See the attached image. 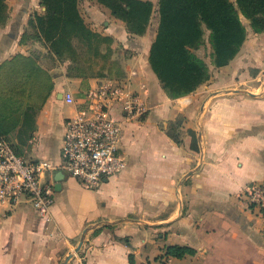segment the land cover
<instances>
[{
  "label": "crops",
  "instance_id": "0c3cea01",
  "mask_svg": "<svg viewBox=\"0 0 264 264\" xmlns=\"http://www.w3.org/2000/svg\"><path fill=\"white\" fill-rule=\"evenodd\" d=\"M15 1L6 0L0 26V108L17 120L8 139L24 159L60 163L64 121L75 110L66 92L77 99L100 81L130 77L147 111L123 125L120 175L88 189L58 169L46 173L54 197L47 221L25 199L0 207V264H77L67 257L85 229L78 252L85 264H155L167 246L195 251L168 258L172 264H264V223L242 197L264 179V32L248 26L227 65L208 60L209 79L171 99L148 63L157 3L154 24L130 45L123 22L95 0H79L84 23L111 39L106 70L83 77L75 62L32 38L28 21L43 13L39 0ZM25 114L31 124L21 123ZM177 121L179 143L167 134Z\"/></svg>",
  "mask_w": 264,
  "mask_h": 264
},
{
  "label": "trees",
  "instance_id": "16d2710c",
  "mask_svg": "<svg viewBox=\"0 0 264 264\" xmlns=\"http://www.w3.org/2000/svg\"><path fill=\"white\" fill-rule=\"evenodd\" d=\"M95 1L123 22L130 36L144 35L155 12L149 0ZM78 2L39 0L43 13L34 12L28 21L32 38L47 46L51 55L58 59L68 58L76 65L80 50L85 49L96 57L100 56L102 45L111 43L109 37L92 31L84 23L78 11ZM156 12L158 25L150 45L148 63L171 99L190 94L209 79L207 64L195 53L203 45L205 37L210 63L218 68L227 65L245 41L246 29L241 18L248 21L253 33L264 32V0H158ZM7 17L6 0H0V26L4 25ZM6 116L0 108V134L9 141V129L17 124V120L14 116L6 120ZM31 121V115L25 114L21 123L28 125ZM177 124L178 121L170 124L167 134L179 143ZM192 148L197 150L194 143ZM194 252L186 246H167L161 257L181 259ZM129 262H132L131 256Z\"/></svg>",
  "mask_w": 264,
  "mask_h": 264
},
{
  "label": "built area",
  "instance_id": "2783aa9c",
  "mask_svg": "<svg viewBox=\"0 0 264 264\" xmlns=\"http://www.w3.org/2000/svg\"><path fill=\"white\" fill-rule=\"evenodd\" d=\"M130 86L128 77L100 81L77 99L69 92L64 93V102L74 105L75 110L64 121L61 161L57 166L44 159H24L0 134V207L11 209L25 199L47 221L54 197L52 184L43 180L46 173L58 169L88 189H98L106 179L120 175L127 165L120 145L123 125L140 119L147 111ZM115 108L119 117L113 114ZM242 197L264 223V179L246 187ZM72 254L77 264H85L82 255ZM155 264L172 263L161 257Z\"/></svg>",
  "mask_w": 264,
  "mask_h": 264
},
{
  "label": "rangeland",
  "instance_id": "374dc122",
  "mask_svg": "<svg viewBox=\"0 0 264 264\" xmlns=\"http://www.w3.org/2000/svg\"><path fill=\"white\" fill-rule=\"evenodd\" d=\"M11 1V0H10ZM13 3H15V0H12ZM82 1V0H81ZM87 2H93L92 0H86ZM153 3V6H156L157 0H150ZM155 10V8H154ZM151 22L154 24L155 22V13L152 14L151 16ZM241 21L243 23V25L245 26V29L248 30V21L241 18ZM206 36V35H205ZM133 36L129 37L127 39V42L130 43V45L133 44ZM130 47V46H129ZM105 44L102 45L101 47V55L100 56H96L94 57L93 54L91 52H87L85 49L80 50V52H78L77 54V71L81 72L84 76H94L97 75L98 73L101 74V71H105L107 68V60L105 59V55H106V51H105ZM132 48V47H131ZM132 51V49H131ZM130 52V51H127ZM131 53V52H130ZM196 54H198V56L200 58H202L205 62H208L209 60V49H208V44L206 42V37H205V41L203 43L202 46L199 47V49H197L195 51ZM249 56V54H247ZM103 74V73H102Z\"/></svg>",
  "mask_w": 264,
  "mask_h": 264
},
{
  "label": "water",
  "instance_id": "95a60500",
  "mask_svg": "<svg viewBox=\"0 0 264 264\" xmlns=\"http://www.w3.org/2000/svg\"><path fill=\"white\" fill-rule=\"evenodd\" d=\"M263 67H264V58H263ZM246 93H247V92H246ZM247 94H248V95H251L250 93H247ZM87 230H88V229H85V230L82 232L81 237H80V239H79V241H78L76 247H75L74 250H73L74 253H78V252H79V249H80V247H81V244H82V242H83V239H84V236H85ZM71 256H72V254H70V255L67 257V259H70Z\"/></svg>",
  "mask_w": 264,
  "mask_h": 264
}]
</instances>
